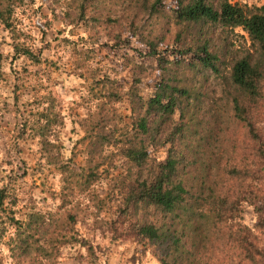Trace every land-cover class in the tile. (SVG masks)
I'll return each instance as SVG.
<instances>
[{"label": "trees", "instance_id": "obj_1", "mask_svg": "<svg viewBox=\"0 0 264 264\" xmlns=\"http://www.w3.org/2000/svg\"><path fill=\"white\" fill-rule=\"evenodd\" d=\"M22 1L0 0L2 29L13 28L14 7ZM116 1L124 9L122 14L100 8L106 0H76L75 19L84 22L87 32L99 27L109 38H120L123 30L141 35L149 54L162 66L160 82L145 98L136 92V85L127 92L108 86L104 95L96 97L94 110H98L87 112L80 125L83 135L76 142L86 148V167L77 170L68 161L42 153L60 175L58 195L50 193L51 198H59L56 207H44L43 211L34 205L21 207L17 192L2 179L0 219L4 216L1 229L9 256L16 264H57L62 249L77 244L80 263L97 264L108 246L79 233L77 223L86 220L78 216L79 197H98L96 181L124 159L125 169L109 179V188L99 201L93 231L102 237L110 234L111 242L133 239L148 248L159 264H264V0L260 5L171 0L170 6L163 0ZM161 17L167 27L156 33ZM208 24L240 28L255 53L229 63L231 124L241 132L239 139L228 138V148L220 149L219 159L197 163L193 149L201 147L206 152L210 142L219 143L221 132L215 127L205 128L204 135L202 129L197 131L192 88L179 84L177 73L190 60V68L199 65L215 72L225 64L217 51L210 50L212 40L203 32ZM169 25L171 41L178 45L174 52L180 58H165L157 50ZM12 46L13 58L26 55L41 63L22 43L15 41ZM4 59L0 53V72ZM76 62L75 68L83 69V76L93 83L114 82L100 65L94 69L87 66L88 57ZM169 66L175 69L165 71ZM98 74L102 77L97 78ZM125 96L130 120H113L116 104ZM51 100L50 95L36 99V105L42 107L27 110L18 139L29 137L41 148L50 143L55 126L63 123ZM159 150L165 151L163 160L158 159ZM57 151L59 154L58 147ZM106 162L99 173V166ZM244 203L259 213L255 231L241 223ZM105 212L109 216H104Z\"/></svg>", "mask_w": 264, "mask_h": 264}, {"label": "rangeland", "instance_id": "obj_2", "mask_svg": "<svg viewBox=\"0 0 264 264\" xmlns=\"http://www.w3.org/2000/svg\"><path fill=\"white\" fill-rule=\"evenodd\" d=\"M163 1L167 6L173 3L171 0ZM230 1L248 5L262 3L260 0ZM75 2L76 0H23L14 7L11 18L13 28L4 30L0 27V53L5 57L0 72V186L4 179L5 183L17 192V201L23 208L34 205L43 211L42 208H54L60 202L57 196L60 191V175L57 168L48 163L42 153L68 161L70 166L77 170L87 166L86 148L76 142L83 135L80 125L88 115L87 112L98 110H94L96 97L104 95L108 86L127 92L136 85V92L145 98L154 92L160 82L162 66L158 58L149 54L150 48L141 35H130V30H123L120 38H109L99 27L89 33L85 30L84 22L75 19ZM112 2L116 4L112 5ZM104 6L112 8V12L117 15L124 11L116 0H106L105 3L99 4L100 8ZM166 27L164 18L157 19L156 33ZM168 28L164 42L157 50L165 58H180L177 52H174V47L177 49L178 45L171 41L173 31L170 25ZM203 32L212 40L210 50L217 51L220 59L225 60V64H220L219 72H215L199 65L190 68L193 62L190 60L185 61L181 71L177 73L178 83L192 88L191 93L196 103L195 121L199 123L197 131L202 129L204 135L205 128L215 127L221 132L217 141L219 143L210 142L206 152H202L201 147L193 149V161L197 163L219 159L223 150L220 149L228 148L227 139H239L241 132L235 130L231 124L232 85L228 79L229 63L248 52L255 53L247 34L240 28L231 30L217 24H208L204 26ZM15 41L30 48L41 63L26 55L13 58L12 45ZM86 49L87 54H81ZM79 57H88L87 66L92 69L100 65L102 72L105 70L114 82L103 85L100 82L93 83L89 76L84 77L86 72L75 68ZM172 69H175V66H169L165 71L171 72ZM79 73H82V76H79ZM174 76L176 81V74ZM101 77V74L97 75V78ZM48 95L52 96L50 105L54 103L63 123L55 126L50 143L41 148L36 140L29 137L25 140L18 139V133L22 129L23 119L27 117V110L40 109L42 106L36 105V99ZM130 115L132 113L129 101L125 96L116 104V113L111 116L113 120H130ZM109 149L114 151L111 147ZM110 150L107 151L110 153ZM73 153L75 156L71 159ZM157 155L159 160H163L165 151L159 150ZM102 157L106 159V153H102ZM107 165V162L100 165L99 173ZM125 167V160L122 159L117 168L109 169L108 173L96 181L98 197H90V194L86 198L79 197L78 216L86 220L78 222L76 226L80 234L94 236L102 247L108 246L104 253L99 255L97 264H159L148 248L137 241L127 239L111 242L110 234L102 237L92 229L99 201L109 188V179ZM88 172L85 170V175ZM212 174L217 176L216 168ZM50 193L57 195L51 198ZM6 205L12 206L8 202ZM109 214L105 212L104 216ZM3 219L4 216L0 219V264H16L9 256L5 244L7 238L2 236ZM258 219L259 213L255 211L254 206L244 203L241 223L255 231ZM74 245L62 249L57 264H81L76 258L80 248L77 244ZM81 252L84 250L81 249Z\"/></svg>", "mask_w": 264, "mask_h": 264}]
</instances>
